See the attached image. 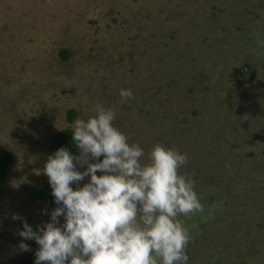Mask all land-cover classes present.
Returning <instances> with one entry per match:
<instances>
[{
    "label": "rangeland",
    "instance_id": "rangeland-1",
    "mask_svg": "<svg viewBox=\"0 0 264 264\" xmlns=\"http://www.w3.org/2000/svg\"><path fill=\"white\" fill-rule=\"evenodd\" d=\"M257 43L264 0H0V144L14 157L0 180V264H20L29 254L20 243L35 241L18 235L23 222L35 231L57 207L24 189L48 183L49 141L97 104L115 112L145 162L157 144L187 155L179 172L210 210L190 236L188 264H264V60L260 77H237L251 57L243 46Z\"/></svg>",
    "mask_w": 264,
    "mask_h": 264
},
{
    "label": "clouds",
    "instance_id": "clouds-1",
    "mask_svg": "<svg viewBox=\"0 0 264 264\" xmlns=\"http://www.w3.org/2000/svg\"><path fill=\"white\" fill-rule=\"evenodd\" d=\"M119 95L134 97L131 89ZM94 111L74 124L80 155L61 147L45 163L57 205L50 220L35 231L24 221L18 232L39 245L35 264H188L190 233L181 217L205 209L195 181L179 172L187 155L157 144L145 162L144 149L114 127L115 112L100 104ZM19 247L30 251L23 242Z\"/></svg>",
    "mask_w": 264,
    "mask_h": 264
},
{
    "label": "trees",
    "instance_id": "trees-1",
    "mask_svg": "<svg viewBox=\"0 0 264 264\" xmlns=\"http://www.w3.org/2000/svg\"><path fill=\"white\" fill-rule=\"evenodd\" d=\"M243 51L245 52L244 53L245 55H247L249 53L251 57L249 58V57L245 56L243 59L240 58V60H241L240 61V67H242V68L237 69V71H238L237 77L238 78L240 77L239 81L244 80V81H250L251 82L252 78L256 79V78L260 77L258 74L255 73V69L258 70V65L261 63L259 61V59L261 58V61L264 60L262 58L264 56V44L257 43V45L251 47L250 49L243 46ZM59 55H60L61 59L64 61H67L69 56H70L68 51L64 50V49L59 51ZM244 72H246V74H250L249 77H245V76L241 75ZM251 75H252V77H251ZM218 79H219L220 84H224V79L220 78L219 76H218ZM235 80H237V79H235ZM225 81H227V80H225ZM196 82L198 83L199 80H197ZM228 84H230L232 86L231 82H228ZM224 90H225V93L227 95L226 99L229 101L230 91L228 90V88H226ZM219 91L220 92L218 93V97L220 98L222 96L221 94H224V92H223V90L222 91L219 90ZM254 96L257 97L258 95H254ZM215 97L213 96L212 99L215 100L216 99ZM258 99H260V98L258 97ZM191 114L193 116H196L197 112L192 111ZM76 117H77V112L75 110H70L67 114V121L69 123H72L76 119ZM72 134H73V130H71L69 128L61 130V131L57 132L56 134H54V136L51 138V140L49 141V144H48V157L50 155H53L61 147L67 148L74 156H76V152H77L78 148L75 146L74 141H72ZM250 142L252 143L251 139H250ZM13 163H14V157H13L12 153L10 151L4 149V147L0 144V180L4 179L7 176V173L9 172L10 167ZM24 189H25V192H26L28 199L30 201H32V202L44 201V202H47L51 205L57 206L54 202V197L51 195L52 189H51L49 182L44 184L41 187L26 186ZM210 195H212L211 192H210ZM215 197H214V202H216V206L219 207L221 205L223 197L222 196L221 197L215 196ZM204 209H205V211L203 214L193 215V216H191L192 218H182L181 217V219L184 220L185 226L188 228V230L190 228L191 222L193 220L195 221V222H193L194 225L192 226L193 227L192 230H189L190 236H193L196 231H199L200 227H197L196 225H198L201 222L200 219H202V218L205 219L204 217L205 216L208 217V215L210 214L209 213L210 210L208 207H204ZM188 219H190V221ZM195 228H197V229H195ZM38 248H39V245H37L36 242L34 241L30 245L29 254L23 258V260L21 261L20 264H32L33 260L36 259L35 253L38 250Z\"/></svg>",
    "mask_w": 264,
    "mask_h": 264
},
{
    "label": "flooded vegetation",
    "instance_id": "flooded-vegetation-1",
    "mask_svg": "<svg viewBox=\"0 0 264 264\" xmlns=\"http://www.w3.org/2000/svg\"><path fill=\"white\" fill-rule=\"evenodd\" d=\"M262 58H264V56H263ZM245 71H246V70H245ZM251 77H252V75H251Z\"/></svg>",
    "mask_w": 264,
    "mask_h": 264
}]
</instances>
